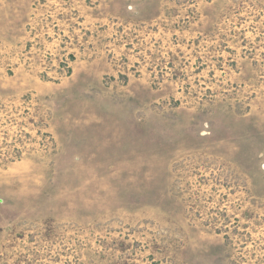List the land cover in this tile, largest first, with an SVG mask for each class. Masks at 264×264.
I'll list each match as a JSON object with an SVG mask.
<instances>
[{
  "label": "rangeland",
  "instance_id": "rangeland-1",
  "mask_svg": "<svg viewBox=\"0 0 264 264\" xmlns=\"http://www.w3.org/2000/svg\"><path fill=\"white\" fill-rule=\"evenodd\" d=\"M0 264H264V0H0Z\"/></svg>",
  "mask_w": 264,
  "mask_h": 264
}]
</instances>
